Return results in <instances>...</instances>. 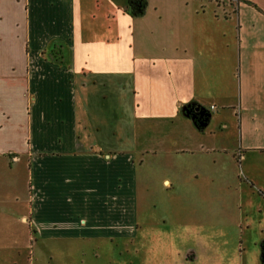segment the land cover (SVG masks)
Wrapping results in <instances>:
<instances>
[{"label":"crops","instance_id":"obj_1","mask_svg":"<svg viewBox=\"0 0 264 264\" xmlns=\"http://www.w3.org/2000/svg\"><path fill=\"white\" fill-rule=\"evenodd\" d=\"M130 1L0 0V252L194 233L212 258L230 214L236 257L209 264H259L264 0Z\"/></svg>","mask_w":264,"mask_h":264},{"label":"rangeland","instance_id":"obj_2","mask_svg":"<svg viewBox=\"0 0 264 264\" xmlns=\"http://www.w3.org/2000/svg\"><path fill=\"white\" fill-rule=\"evenodd\" d=\"M229 1L235 2V0ZM58 45L56 43V47ZM228 204L230 205V203ZM218 219L219 230L211 237L207 236L208 240L214 243L212 248L215 255L212 258L207 253L206 246L201 244L200 238L194 233L185 239L184 237L179 239L174 233H167L160 241L147 240L145 239L147 235L144 233L141 235L144 240H141L140 237L139 240H133V242L123 239L114 240L113 243L101 242L103 244L95 245L60 240L47 244V249L36 245L34 239L27 234V242L24 243L22 239L20 241L17 239L19 241L17 251L14 248L1 251L0 259L16 260L17 264H174L173 260L176 259L179 252L184 251L185 248L193 247L197 249L202 264H209L210 259H212L211 262L218 263L222 257H230L232 253L236 257L235 253L238 251L236 247L240 241L236 224L239 219L235 218L234 226L230 225V214L220 216ZM241 221L243 224L241 243L245 249L244 258L248 262H255L258 245L260 241H264V213L249 212ZM208 240L204 239L203 241L208 242Z\"/></svg>","mask_w":264,"mask_h":264},{"label":"flooded vegetation","instance_id":"obj_3","mask_svg":"<svg viewBox=\"0 0 264 264\" xmlns=\"http://www.w3.org/2000/svg\"><path fill=\"white\" fill-rule=\"evenodd\" d=\"M130 4H132L133 6H134V0H131L130 1ZM130 7H131V9H134L131 5H130ZM139 10H140V7H137ZM137 8H135V9H137ZM138 10V11H139ZM188 110V112H189V114H190V117L193 119V120H196L197 122H201V121H206V115H205V113H203V116H200V114H199V111L198 112H196L195 110H194V108H188L187 109Z\"/></svg>","mask_w":264,"mask_h":264},{"label":"trees","instance_id":"obj_4","mask_svg":"<svg viewBox=\"0 0 264 264\" xmlns=\"http://www.w3.org/2000/svg\"><path fill=\"white\" fill-rule=\"evenodd\" d=\"M236 1H240V0H236ZM139 10V9H138ZM140 10H141V7H140ZM56 43L57 42H53L52 43V46H51V52L56 48ZM58 46H61L60 44ZM46 54V52H42V55L44 56ZM260 251H261V254H260V262L261 264H264V241L261 242L260 244Z\"/></svg>","mask_w":264,"mask_h":264},{"label":"water","instance_id":"obj_5","mask_svg":"<svg viewBox=\"0 0 264 264\" xmlns=\"http://www.w3.org/2000/svg\"><path fill=\"white\" fill-rule=\"evenodd\" d=\"M196 112H198L199 111V109H194ZM199 114H200V116H203V113L202 112H199Z\"/></svg>","mask_w":264,"mask_h":264}]
</instances>
